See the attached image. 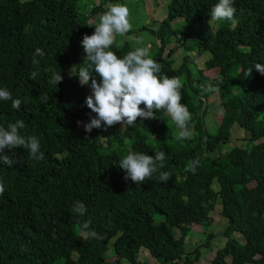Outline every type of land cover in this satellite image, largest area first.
I'll list each match as a JSON object with an SVG mask.
<instances>
[{
  "label": "trees",
  "instance_id": "trees-1",
  "mask_svg": "<svg viewBox=\"0 0 264 264\" xmlns=\"http://www.w3.org/2000/svg\"><path fill=\"white\" fill-rule=\"evenodd\" d=\"M80 1L0 0V87L26 101L17 110L0 100V126L22 119L21 134L37 136L45 153L34 160L23 148L5 149L16 163H0V264H114L106 256L110 243L120 264H147L139 259L142 250L155 264H195L201 246L210 247L217 236L208 233L191 251L185 239L192 226L211 227L218 202V215L228 220L221 231L227 241L211 264H264V75L253 69L244 78L247 68L264 64V0H234L235 23L221 21L217 28L211 8L218 0H171L167 16L152 30L161 45L151 58L161 75L183 83L191 136L182 141L175 139L179 129L165 110L123 130L116 124L86 134L77 123L88 122L91 113L85 104L91 89L75 75L87 67L81 41L95 30L89 17L97 14L99 22L106 5L124 0H102L85 17ZM179 18L185 25L175 29ZM173 39L175 49L195 52L178 67L171 52L163 55ZM36 48L45 53L38 65L32 63ZM135 48L116 37L110 50L122 57ZM205 52L210 58L204 68L193 70ZM215 68L217 77L204 74ZM48 69L61 72L57 86L49 84ZM207 84L216 90L203 91ZM216 94L223 116L213 129L205 118ZM234 127L245 132L247 147H228ZM157 150L165 152L163 168L141 185L125 179L119 162L130 151L154 156ZM197 157L195 173L185 171ZM165 171L171 177L162 182ZM76 201L86 206L83 215L72 211ZM91 230L102 238L86 239Z\"/></svg>",
  "mask_w": 264,
  "mask_h": 264
},
{
  "label": "clouds",
  "instance_id": "clouds-1",
  "mask_svg": "<svg viewBox=\"0 0 264 264\" xmlns=\"http://www.w3.org/2000/svg\"><path fill=\"white\" fill-rule=\"evenodd\" d=\"M107 10L99 16V22L91 35L85 34L81 41L86 54L83 63L87 67H79L78 75L81 86L89 85L91 93L86 97L85 104L91 110L88 122L77 121L83 124L84 130L91 133L94 128L113 127L121 125V129L133 126L137 118H156V113L165 110L179 129L175 139L182 141L190 138L188 131L191 113L188 107L181 103V88L183 83L178 77L161 75V65L151 58L149 47L138 46L125 55L118 56L110 50L116 37L128 33L132 24L130 22V10L125 4L115 3L106 5ZM236 7L234 0H218L211 8V20L216 22L232 21L235 23ZM45 55L41 48H36L32 63H40L37 57ZM253 69L264 75V64L256 62L254 66L244 71V78L252 77ZM49 84L58 85L63 76L61 72L52 69ZM95 73L93 75L92 73ZM37 73H30L35 80ZM99 77V79H97ZM203 91H215L211 85H202ZM47 95L41 94L42 102H47ZM0 100L11 101V106L19 110L22 101L14 98L12 93L4 87H0ZM143 105V107H141ZM94 113L95 115H92ZM25 128V122L17 119L9 123L7 128L0 126V163L12 167L16 163L13 156L5 152V149L13 150L23 148L34 160H43L45 153L41 150V144L37 136H25L21 129ZM165 152L155 151V155L142 152H129L120 162L119 166L125 172V179H131L135 184H142L146 178L150 179L153 173L164 167ZM200 163L197 157L190 161L185 171L195 173L196 166ZM171 177L169 172H160L159 180L167 182ZM5 186L0 180V195H3ZM72 211L83 215L87 209L83 202L76 201ZM88 223L83 225L88 229ZM86 239H101L102 236L95 230L88 232Z\"/></svg>",
  "mask_w": 264,
  "mask_h": 264
},
{
  "label": "rangeland",
  "instance_id": "rangeland-1",
  "mask_svg": "<svg viewBox=\"0 0 264 264\" xmlns=\"http://www.w3.org/2000/svg\"><path fill=\"white\" fill-rule=\"evenodd\" d=\"M170 1L171 0H124L121 2H115L127 5L130 10L129 19L132 24V28L130 30L131 32L126 33V35L124 36L118 35L117 38H121L123 41H128L134 47H149L150 53L155 52L160 47L161 42L152 32V30H156L159 23L167 16ZM101 2L102 0H81L80 15L82 17L88 16L91 13L92 8L96 5H99ZM89 18V22L92 25L98 23L97 14ZM212 23L214 25V28H217L220 22L212 21ZM172 25L175 29H180L185 25V21L184 19L179 18L173 21ZM93 26L95 27V25ZM176 45L177 40L173 39L165 48V52L163 55L167 56L168 53L171 52L170 58L175 60V66L178 67L180 64H182L183 58L185 56H192L195 54V52L184 50L181 47H176L175 49ZM172 48H174V50ZM171 50H173V52ZM208 58H210V53L205 52L202 57L194 61L195 65H192V69L195 70L197 68H204V63ZM82 59H85V53L82 54ZM72 72H74V70ZM204 74L208 77L215 78L219 75V69L215 68L208 71L206 70ZM85 86H87V88L89 87V85ZM210 102L213 105L212 114L210 113V111H208L205 120L207 123L214 127L213 129H215L222 119L223 108L220 106V101L219 98H217V94L211 97ZM208 107L210 108V105ZM119 126L121 127L120 124ZM244 134L245 132L243 131V129L234 127L232 129V139L228 147L235 144L247 147L248 141L245 139ZM214 188H218V185L215 184ZM220 207L221 203H216V207L214 209L215 213L212 214V224L210 228L205 229L204 226H192V232L185 239V249H187L186 251H191L196 246L203 243L208 233L213 232L217 236L211 241L210 247L201 246V258L195 264H211L213 258L215 257L216 251L222 248L227 241V238L224 235H221V231H223V229L228 225V220L218 215V210ZM160 218L161 217L158 216V219ZM174 231L176 232L177 237H179L181 234L180 230L178 228H175ZM233 235L234 237H237L239 239L241 238V235L239 233H234ZM106 256L108 257V260L110 262H113L114 264H120L116 263L118 257L115 255L111 243L109 245ZM139 259L141 261L147 262V264H151V261L154 258L149 254L147 250H142L140 252ZM123 263L128 264L126 261H123ZM153 263H156L155 259L153 260Z\"/></svg>",
  "mask_w": 264,
  "mask_h": 264
}]
</instances>
